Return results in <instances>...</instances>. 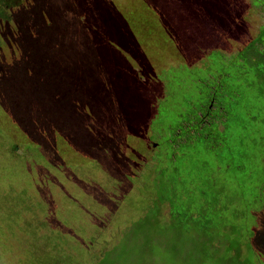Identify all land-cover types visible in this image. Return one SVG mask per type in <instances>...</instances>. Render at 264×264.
<instances>
[{"label": "rangeland", "instance_id": "374dc122", "mask_svg": "<svg viewBox=\"0 0 264 264\" xmlns=\"http://www.w3.org/2000/svg\"><path fill=\"white\" fill-rule=\"evenodd\" d=\"M252 1L13 0L0 20V264H98L153 206L170 220L156 196L173 188L215 238L240 232L241 258L264 264V79L236 58L264 29ZM131 6L151 11L159 41L136 30L134 50L109 31V11L127 21ZM221 64L233 100L197 112L209 123L193 143L179 93L189 78L214 82ZM177 67L181 84L168 77ZM76 96L75 110L53 114ZM224 238L216 259L229 258Z\"/></svg>", "mask_w": 264, "mask_h": 264}, {"label": "trees", "instance_id": "16d2710c", "mask_svg": "<svg viewBox=\"0 0 264 264\" xmlns=\"http://www.w3.org/2000/svg\"><path fill=\"white\" fill-rule=\"evenodd\" d=\"M12 3L13 0H0V20L3 21V18L6 16L5 11L12 8ZM252 6L264 12V0H253ZM130 9L131 10L126 11L127 21H122L116 14L113 15L109 11V24L107 25L109 31L116 29L123 37V42L128 43L129 47L134 50L136 47L137 49H140V47L142 48V45L138 41L136 43V39L133 38L136 30H140L142 34L148 37L154 35L153 38L155 41H159L163 37V35L155 33L160 29L159 23L154 17L150 16L151 11L149 12L148 8L141 11L137 10L136 6H131ZM41 38H43L42 35ZM263 40L264 29H262L260 35L255 40L237 54L236 58L238 63L240 62L243 64L247 71L253 73V75L258 78L260 76L264 79ZM121 50L124 49L122 48ZM34 53H38V51ZM212 53H216L218 62H223V57L219 52L215 51ZM38 55H42V53L37 54V56ZM78 64L77 60L74 59V61L64 66V69L68 70L64 76V81L65 85L68 84V86H70L68 89L69 91L74 87H78L76 85L77 82H75L76 76L74 75L75 70L80 71ZM202 64L200 69H203L206 65H204V63ZM214 65L213 68L216 67L215 63ZM221 67L222 70L220 71L217 69V74L213 75L215 77L214 82L209 81L205 76L201 78H189V81H192V83H190L186 89H181L182 92L179 93L178 99L179 105L182 107V113L178 115L179 117L185 116L188 120L183 123H181V121L178 123L186 130V133L194 134V137L191 138L193 143H195V137L204 139L205 136H207L204 133V128L209 121L206 120L205 117H202L205 115L207 116L206 108L213 103V107H218L217 109L221 111L224 109V104L228 105L233 100L229 90L225 88L224 80L227 78H224L225 73L223 70L226 68L223 64H221ZM182 69L184 70L182 67H177L173 68L172 72L169 70L168 77L176 80L177 84H181ZM199 71L201 72L202 70ZM239 74L242 76L244 75L242 73ZM189 75H191V73ZM242 80L245 83L243 78ZM252 81L253 80L249 81V84H251ZM43 85L44 84L37 85L36 88L40 90V87ZM44 87H47V85ZM27 89L29 88H25V90ZM70 93L66 92L65 94ZM65 94L62 100L67 99ZM62 100L61 102L58 101L57 109L53 113L60 117L64 115V110L68 113L70 107L75 110V102L80 101L78 96L72 98L71 102L68 100L63 102ZM115 104L117 105V101H115ZM194 108L197 111H194ZM235 109L237 112L239 107ZM200 111H202V116L197 115V112ZM187 112H189L188 115ZM252 120L256 119L252 118ZM200 127H203L202 132L199 130ZM200 134H202V136ZM181 143L187 146V150L190 149L189 142L182 141ZM196 145L202 146L203 140L197 141ZM167 148L168 146L166 149ZM183 150L184 148L181 151ZM161 176H164L163 170L157 172L155 179L156 183L160 181ZM242 190L245 192L244 189ZM203 191H205V189ZM174 192H176L174 188L168 189L166 193H170V195L165 196V191L161 189V191L159 190L157 192L156 196V204L160 206L166 203L170 208V220L167 223H161L159 220L160 209L157 208V206H153L143 218L138 219L128 227L114 247L104 252L98 264H200L201 260L205 263L209 261L217 263L226 261L228 264H250L249 260L241 258L242 245L237 241L240 232L233 230L231 235L232 238H224L222 236H216L217 238H215V235L211 233L213 230V228H211L213 221L209 216H205L203 211H193L190 205L183 206L180 204V199L175 196ZM204 195L205 194H202L203 198ZM242 197H244V194H242ZM224 227L225 226H223V228ZM246 235L247 238L250 239V237H253L254 233L250 231V233L246 232L245 237ZM218 238L225 239L223 247H229L226 254L229 258H221V260L216 259L219 254ZM248 250L250 251L251 249L248 248Z\"/></svg>", "mask_w": 264, "mask_h": 264}, {"label": "water", "instance_id": "95a60500", "mask_svg": "<svg viewBox=\"0 0 264 264\" xmlns=\"http://www.w3.org/2000/svg\"><path fill=\"white\" fill-rule=\"evenodd\" d=\"M155 146V145H154Z\"/></svg>", "mask_w": 264, "mask_h": 264}]
</instances>
